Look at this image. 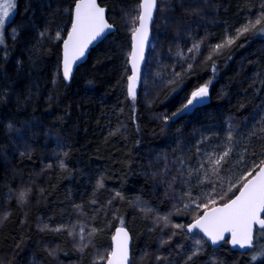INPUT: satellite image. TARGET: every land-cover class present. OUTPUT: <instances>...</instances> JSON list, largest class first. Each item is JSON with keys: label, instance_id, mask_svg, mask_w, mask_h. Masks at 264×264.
<instances>
[{"label": "trees", "instance_id": "16d2710c", "mask_svg": "<svg viewBox=\"0 0 264 264\" xmlns=\"http://www.w3.org/2000/svg\"><path fill=\"white\" fill-rule=\"evenodd\" d=\"M157 1L141 78L149 81L133 102L127 77L137 0H100L116 32L92 49L69 84L59 73L62 41L49 37L60 31L66 38L73 0H17L0 49V219L7 216L0 264H97L112 251L121 219L132 238L131 264H264L250 259L264 247L257 233L247 255L228 242L214 249L203 238V250L188 261L198 247L193 237L202 235L171 226L191 223L195 213L183 209L181 186L169 187L165 168L172 169L182 147L194 161L199 141L217 152L231 143L233 163L239 155L264 157V34L247 32L208 59L212 46L264 13V0ZM194 43L200 50L189 53ZM175 72L181 76L173 84ZM209 81L204 106L163 123ZM72 225H85L84 241L69 234Z\"/></svg>", "mask_w": 264, "mask_h": 264}, {"label": "snow or ice", "instance_id": "6c2138e0", "mask_svg": "<svg viewBox=\"0 0 264 264\" xmlns=\"http://www.w3.org/2000/svg\"><path fill=\"white\" fill-rule=\"evenodd\" d=\"M157 0H137V11L131 21V51L129 60L131 63V75L127 77V95L135 102L137 98V87L140 81V65L145 59V49L148 45L150 25L156 11ZM16 8V0H0V45L4 44L3 29L6 21L9 20L10 14ZM71 31L66 38L61 36L57 31L54 36L49 39L62 41V60L59 66V73L65 81H69L72 76L73 66L77 61H81L90 45L95 41L105 38L110 33L114 25L106 19V9L101 7L97 0H73ZM264 23V13H262L254 21L246 22L242 27L236 29L233 35H226L225 38L214 46L208 59H212L213 54H218L222 49L231 46L240 36L250 31H258L264 34V27L257 26ZM43 38L48 35L47 31L39 33ZM14 38V37H13ZM200 50V43H194L188 49L189 53H196ZM179 56H183V52L178 51ZM187 58V57H185ZM192 65L187 66L191 70ZM213 72L215 67L213 66ZM175 71V70H174ZM181 73L175 72V76L170 83H178ZM205 83L198 86L196 90L190 93L176 112L171 116L161 117L166 125L169 120L190 113L198 104L203 103L209 96V84ZM264 132V128L260 129ZM207 137H205V140ZM233 137L231 132L227 136V141L231 142ZM204 141H199L194 146L195 160L187 155L182 147L180 154L172 161V169L166 171L171 173L169 187L172 183L178 182L183 191V196L179 197L182 202L183 209L192 208L193 219L190 224H172L173 228L183 229L186 233H201V238L193 237L195 244L198 246L187 256L188 261L200 254L203 250L204 239L206 238L211 245H218L222 241L230 242L233 247L239 246L241 249H252L254 226H258L255 231L257 235L264 234V157L257 160L246 161L244 155L236 156V162H232L234 154V146L227 143L225 147L217 152L216 149L205 150L200 147ZM247 152V148L244 149ZM225 165H228L225 168ZM64 167L63 163L60 164ZM199 191L193 192V186ZM98 187H103L100 182ZM219 188V191H218ZM238 189V191H237ZM235 192V194L226 199V194ZM117 196L120 194L117 193ZM187 198V202H183ZM21 203L25 202L24 194L19 195ZM224 200V203H220ZM151 211V209H146ZM4 216L0 219V223ZM165 225L171 223L167 216L158 217ZM121 228L116 231L113 237L115 241V249L111 251L107 258L100 254L99 261H105L106 264H128L129 240L128 232L123 228V220L121 219ZM65 226L53 228V231L64 230ZM85 225H72L68 230L69 234L79 235L80 240H85ZM47 228V225L44 226ZM43 230V229H42ZM96 229L93 228L88 236L95 234ZM175 233H173L174 235ZM230 240L226 241L225 236ZM86 247L81 245V250ZM246 255L248 253H245ZM259 258H264V247L259 248L251 254V261L255 262Z\"/></svg>", "mask_w": 264, "mask_h": 264}, {"label": "water", "instance_id": "95a60500", "mask_svg": "<svg viewBox=\"0 0 264 264\" xmlns=\"http://www.w3.org/2000/svg\"><path fill=\"white\" fill-rule=\"evenodd\" d=\"M97 3H98L101 7H104V6H102V5L100 4V0H97ZM104 8L106 9V13H105V15H106V19L108 20V9H107L106 7H104ZM157 8H158V1H157V6H156V11H155V13H154L153 20H152L151 25H150V32H149L148 45H147V47H146V49H145V59L141 62V65H140V78H141V75H142V72H143L144 66H145V64H146L147 57H148V53H149L150 46H151V42H152L151 27H152V25H153V23H154V20H155V15H156V12H157ZM108 22L110 23L109 20H108ZM70 31H71V29H70ZM115 32H116V28H115V26H114L113 30H112L110 33L106 34L105 38L100 39V40H98V41H95L92 45H90L89 48H88V50H87V52H86V54H85V57L82 58L81 61H77V63L73 66V72H72L71 79H70L69 81H65L64 79H63V80H64L67 84H69V83L72 81V79H73V77H74V75H75V72H76V70L78 69V67H80L81 65H83L84 63H86V61L88 60L89 54H90V52L92 51V49L96 48V47H97L100 43H102V42H103L108 36H110L111 34H113V33H115ZM62 51H63V49H62ZM129 67H130V70H131V63H130V60H129ZM209 98H210V94H209L208 98H207L203 103L198 104L193 110H195V109H197V108H199V107L204 106V105L208 102ZM257 227H258V226H254V232H253V237H254L253 244H254V247H255V242H256V231H255V229H256ZM119 228H121V227H119ZM119 228H117L116 231H117ZM123 228L128 232V235H129V237H130V240H129V252H128V264H131V257H132V253H131L132 238H131V235H130L128 229L125 228V227H123ZM116 231H115L114 236L116 235ZM192 234H195V233H191V235H192ZM200 234H201V233H200ZM114 236H113V237H114ZM205 239H206V238H205ZM206 240H207V239H206ZM225 240H226V241H227V240H230V238L226 235V236H225ZM207 242H208V241H207ZM208 243L210 244V242H208ZM223 243H224V241H222V242H221L220 244H218V245H212V246H213L214 248H219ZM229 244H230V247H231L234 251H238V252H240V253H242V254L249 253V252H252V251L254 250V247H253L252 249H241L238 245L235 246V247H233V245H232L230 242H229ZM210 245H211V244H210ZM114 249H115V241L112 239V251H113ZM105 264H106V263H105Z\"/></svg>", "mask_w": 264, "mask_h": 264}, {"label": "rangeland", "instance_id": "374dc122", "mask_svg": "<svg viewBox=\"0 0 264 264\" xmlns=\"http://www.w3.org/2000/svg\"><path fill=\"white\" fill-rule=\"evenodd\" d=\"M16 8H17V0H16ZM16 8H15L14 11L10 14V18H9V20L6 21V23H5V27H4V29H3V38L5 37V33L7 32V29H8V27H9L11 21L13 20V18H14V16H15ZM0 46H1L0 49L3 48V47H5V46L2 47V45H0ZM146 75H147V74H144L145 79H142V80L139 82V84H138V87H137V96L139 95L138 93H139V91L141 90L142 83L145 84V83H147V82L149 81V77H148V75H147V76H146ZM150 77H151V79H152L153 77L155 78V76H153L152 74L150 75ZM259 115H260V113L257 114V115L255 116V118L258 119V118H259ZM176 238H177V237H174L173 239H176ZM77 239L79 240V238H77ZM77 244H78V242H77ZM79 244H81V242H80Z\"/></svg>", "mask_w": 264, "mask_h": 264}, {"label": "bare ground", "instance_id": "6f19581e", "mask_svg": "<svg viewBox=\"0 0 264 264\" xmlns=\"http://www.w3.org/2000/svg\"><path fill=\"white\" fill-rule=\"evenodd\" d=\"M142 74H143V72H142ZM141 78H142V75H141ZM141 78H140V80H141ZM70 83H71V82H70ZM209 94H210V92H209ZM209 99H210V98H209ZM208 101H209V100H208ZM199 108H200V107H199ZM197 109H198V108H197ZM195 110H196V109H195ZM192 111H193V110H192ZM189 224H190V223H189ZM120 227H121V226H120ZM123 227H124V226H123ZM118 228H119V227H118ZM125 228H126V227H125ZM115 231H116V230H115ZM128 231H129V230H128ZM129 233H130V232H129ZM114 234H115V233H114ZM189 234H190V233H189ZM195 234H197V233H195ZM130 235H131V234H130ZM190 235H191V234H190ZM192 235H194V234H192ZM201 235H202V234H201ZM205 240H206V239H205ZM206 241H207V240H206ZM227 241H228V240H227ZM224 243H226V242H224ZM224 243H223V244H224ZM228 243H229V242H228ZM208 244H209V243H208ZM223 244H222V245H223ZM209 245H210V244H209ZM222 245H221V246H222ZM229 245H230V244H229ZM210 246H212V245H210ZM221 246H220V247H221ZM212 247H213V246H212ZM220 247H219V248H220ZM213 248H214V247H213ZM219 248H214V249H219ZM231 249H232V248H231ZM232 250H233V249H232ZM253 251H254V250H253ZM253 251H252V252H253ZM249 253H251V252H249Z\"/></svg>", "mask_w": 264, "mask_h": 264}]
</instances>
